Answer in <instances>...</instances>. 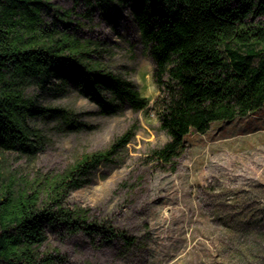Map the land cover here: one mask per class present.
I'll use <instances>...</instances> for the list:
<instances>
[{"label":"rangeland","instance_id":"374dc122","mask_svg":"<svg viewBox=\"0 0 264 264\" xmlns=\"http://www.w3.org/2000/svg\"><path fill=\"white\" fill-rule=\"evenodd\" d=\"M53 2L72 10L70 29L100 41L104 65L133 82L148 104L134 110L116 100L113 110H104L82 95L67 66L60 69L66 76L62 86L51 78L44 88L27 89L42 105L70 112L72 124L64 126L59 115L38 117L43 146L36 156L8 155L24 172H61L137 123L117 159L92 168L88 182L67 199L71 207L88 208L90 219L123 229L135 241L48 225L39 250L52 256L53 264H264V105L215 121L205 133L189 132L172 169L152 156L169 139L162 120L169 78L164 74L163 83L156 82L150 43L133 14L136 0Z\"/></svg>","mask_w":264,"mask_h":264},{"label":"trees","instance_id":"16d2710c","mask_svg":"<svg viewBox=\"0 0 264 264\" xmlns=\"http://www.w3.org/2000/svg\"><path fill=\"white\" fill-rule=\"evenodd\" d=\"M135 3L133 14L150 43L156 82L161 85L164 74L169 78L162 114L169 139L152 156L175 169L189 132L205 133L215 121L233 120L264 105V0ZM72 14L53 0H0V264H53L52 256L39 250L48 225L98 230L126 244L135 241L123 229L90 219L88 208L71 207L67 199L88 182L92 168L117 159L137 123L108 147L82 153L61 172L31 174L8 157L31 159L39 152L38 117L59 115L64 126L72 124L66 109L42 105L27 93L32 85L46 87L51 78L62 86L63 66L82 95L104 110H113L116 100L134 110L148 104L133 82L104 65L100 41L70 29Z\"/></svg>","mask_w":264,"mask_h":264}]
</instances>
